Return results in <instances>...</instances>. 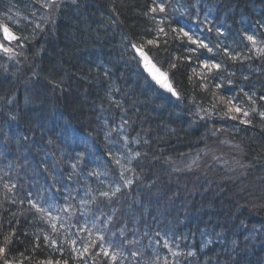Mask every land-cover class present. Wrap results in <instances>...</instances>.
<instances>
[{"label": "trees", "instance_id": "obj_1", "mask_svg": "<svg viewBox=\"0 0 264 264\" xmlns=\"http://www.w3.org/2000/svg\"><path fill=\"white\" fill-rule=\"evenodd\" d=\"M59 3L0 0V264H264V0Z\"/></svg>", "mask_w": 264, "mask_h": 264}, {"label": "snow or ice", "instance_id": "obj_2", "mask_svg": "<svg viewBox=\"0 0 264 264\" xmlns=\"http://www.w3.org/2000/svg\"><path fill=\"white\" fill-rule=\"evenodd\" d=\"M158 7H159V10L160 11H164V6L162 4L161 5H158ZM152 11H156V8H153ZM2 31L4 32L6 38H10V39H15L16 38L15 35L10 31V29L7 26H3ZM161 31H163V29H161ZM179 32L182 33L184 37H187L188 38V41L190 43H192V44H198L200 47H203V48L207 49L208 51H211V49L208 48V45L206 43H204L203 41L194 39L193 36L190 35V33L188 31H185L183 28H180L179 29ZM248 39L250 41H253L254 42V37L248 36ZM148 43L151 44V43H153V41H149ZM0 47H3V45H0ZM133 48H135L136 51L143 57V59L145 61V67H148V65L151 64V60L147 56V54L143 52L142 48H138L136 45H133ZM5 51H8V49H5ZM193 51H194V49H193ZM174 66L175 65H173V67ZM204 66L205 67H208V64L205 63ZM213 67H215V68L218 69L220 67V65L215 64V65H213ZM149 70L150 71L155 70V72H159V69L156 68L155 64H151V68ZM162 75L163 74L161 73V76ZM165 86L168 87L170 91H173V94H175L174 90L171 89V86L170 85H167L166 84ZM249 99H251V97H249ZM229 103H231V102H229ZM232 110L233 109H230V111H232ZM234 111L237 112V113H240V112H242V109L239 108V107H235L234 108ZM243 115L244 116H247L248 115V112H243ZM261 115H264V113H262ZM232 118L235 119L236 117L233 116ZM242 123H250V122L249 121H242ZM104 195H107V193H104ZM4 251H5L4 248H0V253H3ZM85 251H87V249H85ZM5 264H9V262L7 260H5ZM48 264H51V261H49ZM65 264H67V262H65Z\"/></svg>", "mask_w": 264, "mask_h": 264}, {"label": "water", "instance_id": "obj_3", "mask_svg": "<svg viewBox=\"0 0 264 264\" xmlns=\"http://www.w3.org/2000/svg\"><path fill=\"white\" fill-rule=\"evenodd\" d=\"M9 29L15 35L16 38L15 39L6 38L4 32L2 31L3 38H4L5 42H8V43L11 42V41H15V40H17L19 38L18 35L11 30V28H9ZM142 50L150 58L151 64H155L156 68L159 69V72H155V70L150 71L149 69L151 68V64H149L148 67H145V61H144L143 57L135 49L138 57L142 60L141 65H142L143 69L147 72V74L150 76V78H152L153 80H155L156 84L161 89H164L165 91H168L172 95H175L177 92L173 88V85H172V82H171V79H170L168 73H166L163 69H160L157 66V64L155 63V61L150 57V55L147 53V51L145 49L142 48ZM161 73L163 74L162 76H161ZM166 84L171 86V89L174 90L175 94H173V91H170L169 88L165 86Z\"/></svg>", "mask_w": 264, "mask_h": 264}, {"label": "bare ground", "instance_id": "obj_4", "mask_svg": "<svg viewBox=\"0 0 264 264\" xmlns=\"http://www.w3.org/2000/svg\"><path fill=\"white\" fill-rule=\"evenodd\" d=\"M3 27V26H2ZM1 27V28H2ZM8 27V26H7ZM8 28H10V27H8ZM13 32H14V30L13 29H11ZM15 33V32H14ZM17 34V33H16ZM111 36V35H110ZM109 36V37H110ZM19 37V36H18ZM2 38H3V35H2ZM112 38V37H111ZM123 38H124V41H122L121 40V42H120V44L121 45H124L128 40H130V38L126 35V34H124L123 33ZM3 41L5 42V40H4V38H3ZM5 43H8V42H5ZM133 45L134 44H132V48H133ZM138 47V46H137ZM138 48H142V47H138ZM134 49V48H133ZM143 49H145V48H143ZM146 50V49H145ZM147 51V50H146ZM147 53H148V51H147ZM149 54V53H148ZM150 55V54H149ZM164 70V69H163ZM165 71V70H164ZM166 72V71H165ZM167 73V72H166ZM169 75V74H168ZM223 92L226 94V92L223 90ZM175 100H177V101H179L183 106H184V108H186L187 107V100H186V98H183V96L181 95V93L179 92H177L176 94H175ZM236 148L237 149H241L240 147H237L236 146ZM166 229L169 231V230H171L172 228H170V227H166ZM202 251H203V249H201ZM188 252V251H187ZM197 252H199V251H197ZM219 257H221V260H223V261H225L224 259H223V256L220 254V256ZM178 259L180 260L181 259V261L182 260H184V262H186L187 264H190V263H188L185 259H183V257H182V252L180 253V254H178ZM221 264H222V261H221ZM229 264V263H228Z\"/></svg>", "mask_w": 264, "mask_h": 264}, {"label": "rangeland", "instance_id": "obj_5", "mask_svg": "<svg viewBox=\"0 0 264 264\" xmlns=\"http://www.w3.org/2000/svg\"><path fill=\"white\" fill-rule=\"evenodd\" d=\"M49 1V3L51 4V3H54V5H52V7H51V9H53V10H55V9H58V8H60L61 7V3H59L61 0H48ZM59 3V4H58ZM19 23H22V22H19ZM14 24H16V23H14ZM15 41H18V40H15ZM15 41H11V42H15ZM1 42V41H0ZM6 46H7V48L8 49H11L10 51H9V53H11L12 55H14L13 54V51H15L14 50V48H11L8 44H5ZM32 176H34V175H32ZM9 262V264H16L15 262H13V261H8ZM46 264H48V263H46Z\"/></svg>", "mask_w": 264, "mask_h": 264}]
</instances>
